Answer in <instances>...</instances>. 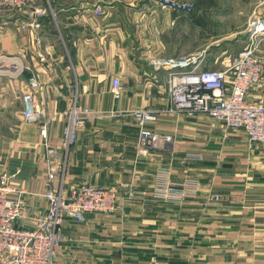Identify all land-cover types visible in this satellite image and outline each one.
<instances>
[{
    "label": "crops",
    "instance_id": "0c3cea01",
    "mask_svg": "<svg viewBox=\"0 0 264 264\" xmlns=\"http://www.w3.org/2000/svg\"><path fill=\"white\" fill-rule=\"evenodd\" d=\"M259 1L249 3L247 19L231 36ZM34 14L39 26L22 31L21 21ZM188 18L150 0H42L0 16V173H16L15 185L27 191L23 224L33 226L46 210L50 186L67 191L90 182L118 196L114 212L64 219L58 264H264V144L206 114L171 111L168 69L152 63L204 47V68H228L229 62L211 60L205 37L191 45ZM259 53L264 64V41ZM33 76L48 114L46 139L22 114V93ZM114 77L122 84L117 100ZM74 96L104 115L79 128L49 179V148L63 151L61 127ZM249 98H264V78ZM137 108L154 109L145 128L171 137L163 147L138 150L140 128L123 113ZM190 179L197 183L193 195L155 194L162 183Z\"/></svg>",
    "mask_w": 264,
    "mask_h": 264
},
{
    "label": "built area",
    "instance_id": "2783aa9c",
    "mask_svg": "<svg viewBox=\"0 0 264 264\" xmlns=\"http://www.w3.org/2000/svg\"><path fill=\"white\" fill-rule=\"evenodd\" d=\"M42 0H0V16L9 11L29 8ZM161 10L189 13L194 4L184 0H150ZM96 12L101 13L100 8ZM40 14V9H38ZM175 20H172V24ZM21 29L29 32L38 27L36 15L21 21ZM247 43L233 56L226 70L204 68L206 50L178 56H163L152 60L156 69H168L167 83L171 96L170 110L187 115L206 114L227 128L242 129L249 142L264 144V98L251 100L250 92L263 81V59L259 53L264 41V0L253 9L245 25ZM231 72L232 78L226 74ZM38 79L33 76L25 84L23 118L26 123L37 124L43 138H48L49 119L43 100L37 98ZM111 93L119 99L122 84L118 77L112 78ZM131 114L140 128L138 150L161 148L171 137L165 133L148 130L145 124L155 118L151 108H137ZM104 115L88 106H82L76 96L64 112L61 127L60 147L63 151L49 148V179L59 173L63 152H68L78 139V130L93 117ZM16 173L4 170L0 173V264H58L57 250L62 241L61 228L66 217L77 221L84 219L86 212L111 213L118 207V196L113 188L85 182L71 186H50L43 196L47 206L35 218L33 226L23 224L26 217L25 188L15 185ZM139 177V175H137ZM168 184V183H167ZM128 186V184H124ZM157 193L182 198L197 192V183L190 179L175 185L157 187ZM220 199L217 193L211 195ZM240 264H248L247 262Z\"/></svg>",
    "mask_w": 264,
    "mask_h": 264
},
{
    "label": "rangeland",
    "instance_id": "374dc122",
    "mask_svg": "<svg viewBox=\"0 0 264 264\" xmlns=\"http://www.w3.org/2000/svg\"><path fill=\"white\" fill-rule=\"evenodd\" d=\"M184 1L194 4L193 11L184 13L186 16L190 17L188 18V22H190L191 25L188 30L191 32V45L192 42L195 41L194 38L202 39V37H205L202 41H207V43H209L208 49L212 51L210 55L211 60L214 62L218 61L217 63L219 64H227L230 62L239 49H242V47L246 45L247 33L244 31V26L242 31L239 30L240 33H235L233 36L230 34L238 31L239 28H236L237 22L247 19V15L252 8V5L249 3L251 1V3H253L255 0ZM189 31H187L188 37L190 36ZM200 49L205 50L204 47ZM200 49L193 52L202 51Z\"/></svg>",
    "mask_w": 264,
    "mask_h": 264
}]
</instances>
